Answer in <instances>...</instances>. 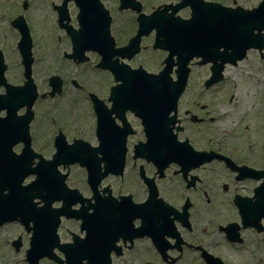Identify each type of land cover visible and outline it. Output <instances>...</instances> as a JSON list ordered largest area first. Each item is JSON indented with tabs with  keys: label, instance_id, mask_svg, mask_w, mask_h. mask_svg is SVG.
Instances as JSON below:
<instances>
[{
	"label": "flooded vegetation",
	"instance_id": "af4514ba",
	"mask_svg": "<svg viewBox=\"0 0 264 264\" xmlns=\"http://www.w3.org/2000/svg\"><path fill=\"white\" fill-rule=\"evenodd\" d=\"M132 1L133 5L136 1L139 3V12L132 7L119 9V0H109L114 48L124 46L136 34L140 13L149 15L156 9H166L165 15L175 9L174 16L189 19L194 9L205 7L210 27L214 22L228 25V10L248 12L252 19L247 25L243 24V33L264 37V0ZM0 2L5 6L4 14L0 15L7 18L5 25L15 34L17 42L20 34L11 28L13 18L22 15L29 24L26 12L29 7L26 5L23 10L25 2L20 0ZM53 12L52 20L65 36L64 42L69 44L65 31L58 26L57 14ZM115 14L125 16L117 20L118 25ZM69 15V23L75 26L73 9H69ZM154 39L155 30L143 35L141 51L130 62L146 53L152 57L151 67L155 70L152 72L159 71L168 51L154 48ZM206 45L214 49L209 54L218 58L235 53L228 43H220L212 35ZM87 55L90 59L87 64L91 62L89 66L76 67L88 72L87 77L95 86L88 87L75 80L67 83L62 78V93L53 101L66 94L70 86L75 100L88 99L95 129L98 120L95 111L99 108H93L90 98L93 94L108 110L112 108L111 118L119 124L121 121L110 99L113 76L96 67L100 59L97 52L89 51ZM112 59H116V52ZM173 60L172 75L177 69L175 56ZM200 60L193 59L189 63L191 75L199 76L195 82L187 84L178 100L176 121L171 126L174 142L167 144L161 139L155 153L159 154L168 146L179 152L190 151V157L181 161L187 168L180 162L170 161L160 175V163L165 159L158 158L154 162L146 158L138 168L145 178L135 169L136 177L131 182H121L119 190L114 189V182H101L99 186V191L109 187L111 196L116 199L108 222L96 232L104 252V264H264V46L248 49L235 65L219 60L201 64ZM66 61L76 65L71 60ZM141 62L145 65L147 60ZM215 64L221 67L220 81L206 84L215 71ZM125 117L131 129L128 139L132 150L136 142L145 141L146 133L141 118L134 111H125ZM134 137L135 141L131 142ZM78 188L84 195V189ZM124 196L129 197V201L118 205ZM60 205L53 204L54 207ZM20 228L18 219L0 222V264H27ZM58 236L63 245L72 243L74 238L83 239L85 230L81 229L80 219L61 218ZM38 263L56 264L46 259Z\"/></svg>",
	"mask_w": 264,
	"mask_h": 264
},
{
	"label": "rangeland",
	"instance_id": "374dc122",
	"mask_svg": "<svg viewBox=\"0 0 264 264\" xmlns=\"http://www.w3.org/2000/svg\"><path fill=\"white\" fill-rule=\"evenodd\" d=\"M9 1L11 0H5L6 3H8ZM103 1L108 7H110L109 0ZM30 3V6H28L29 9L26 12H28L27 15H29L28 17L30 19V23L34 24V28H32V50L34 56L33 79L38 91L43 92L44 90L49 89L47 87L46 78L51 74L62 75L68 83L69 79H67V77L73 75V73L75 75V73L77 72L79 73V75L75 76L78 78V82L85 83V85L87 84L88 87H94V81L92 79L89 80L87 77L88 72H85L81 67H77L75 71L76 67L71 66L65 61L62 62L60 59V53L57 54L55 51L56 49H58L57 45H59L60 51L64 56V54H67L68 48H66V45L64 43L65 36L55 25L56 22L50 21V18L52 17L49 9H45L46 7H49L52 10L54 3L51 0H30ZM2 4L3 3L0 2V13L4 14L2 11H4L5 6ZM122 18H125V16L119 17L115 14V21L117 25V20ZM6 19L7 18L0 15V48L4 53L5 62L8 65L6 77L12 83H16L19 81V75L16 58L18 54L15 46V34L8 31L7 26L5 25ZM47 19L49 20V22L47 21ZM142 60H147V62L145 63V65L143 64V66L148 71H155L153 67H151L152 57H149L146 53L140 54V58L134 60L132 64L136 65L137 63H142ZM198 76L199 75H196L195 77V75L192 73L190 77V83L195 82ZM67 90L68 92H66V94L58 99L55 108L58 116L54 118V121H52L51 124L55 126L54 128H57L56 125H60L63 122L65 131L67 132L66 134L68 136V141H72L73 138H82L92 145H95V137H93V135H91V132L89 131L91 130V128H93V123L91 124L90 112L89 110H86L85 107L86 103L84 100L86 99L76 98L75 100L72 97L73 92L71 91V88H67ZM82 99L83 101H81ZM78 100L79 103L75 104L74 102H77ZM47 103L48 102L46 101L41 102L40 100H38L37 104H35V119L30 125V132L32 136V147L36 151L42 153L44 157L49 158L54 152V148L51 146L50 142L52 137L50 135V117L46 112V109L48 108ZM50 105L52 104L50 103ZM74 117L77 120L74 119ZM135 139L136 137H134L132 141H135ZM40 148H44V150L41 151L39 150ZM131 162V160H127L125 174L122 180H120L119 178L107 177L102 182H114V189L116 190L120 189L121 186L119 185L122 184L121 182H131L134 179V172L131 168ZM69 171L71 177L68 182H78L80 185H83V182H85V175L83 170L78 166H71L69 168ZM125 188L126 187L122 188V190H125ZM20 232L23 235V240L27 241L29 235H27L22 228H20ZM22 258L23 255L21 254V261ZM20 264L23 263L20 262Z\"/></svg>",
	"mask_w": 264,
	"mask_h": 264
},
{
	"label": "water",
	"instance_id": "95a60500",
	"mask_svg": "<svg viewBox=\"0 0 264 264\" xmlns=\"http://www.w3.org/2000/svg\"><path fill=\"white\" fill-rule=\"evenodd\" d=\"M77 3L81 5V14H80V20L85 22L86 26V34L88 39L92 41L93 44H101L103 39V31H104V19L102 16H100V12L96 7H94L91 4V0H76ZM178 38L182 39L181 37H178V33L175 30H171L169 33L165 34V39H173ZM231 40V37H230ZM74 46L76 50L80 47L82 40L78 42L77 38L73 41ZM75 50V49H74ZM76 55V53H75ZM107 61V58L104 59ZM117 77H121L123 81V85L126 87L128 92V99L132 103H139V100H143L146 98H151L149 95V91L157 90L153 88V84L158 81V79L153 80L152 78H144L142 75L138 74L137 72H125L123 69H119L117 71ZM21 126V125H20ZM9 128L8 123L6 122H0V130H7ZM24 130V129H22ZM101 143L103 146V154L104 157L101 159H97L94 155L95 151H92L90 154L85 156L83 158V162L81 164H84L87 166L89 172L91 173V177L94 178L95 175L98 174L99 168L98 164L100 161L105 162V167L108 168L111 166V162H113L116 167L120 163V159L117 158V152L123 151V140L121 139V146L116 147L115 150H112L113 146V138L107 131V128L104 129L103 137H101ZM15 169L19 168V164H14ZM113 169V168H112ZM40 177H38L37 181L35 182V186L37 189H40L42 187L48 186L51 184L50 180L53 178V176L57 179V182H61L60 178L55 174L54 168H50L46 170L44 167L39 168ZM55 182V185L57 184ZM51 218L54 219V216H47V220L50 222ZM47 238L45 237V233L43 231H39L38 234H36L33 237L32 242V249L31 253L37 254L38 257L47 255L52 256L51 251V243L55 244V237L53 234V226L46 231ZM68 254V253H67ZM70 257L76 258L75 260L71 261V264H80L79 262V249L76 247H73L69 251ZM69 257V256H68Z\"/></svg>",
	"mask_w": 264,
	"mask_h": 264
}]
</instances>
